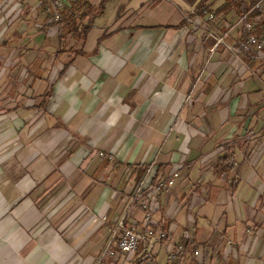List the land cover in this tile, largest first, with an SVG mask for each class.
<instances>
[{"label":"crops","instance_id":"0c3cea01","mask_svg":"<svg viewBox=\"0 0 264 264\" xmlns=\"http://www.w3.org/2000/svg\"><path fill=\"white\" fill-rule=\"evenodd\" d=\"M113 1L83 41L65 47L79 54L58 55V27L46 22L55 57L35 44L13 59L32 103L0 108L16 130L0 150V264H139V252H104L119 220H143L141 200L169 229L157 264L187 240L195 264H264V52L236 60L220 45L211 54L188 22L199 16L235 45L233 4L207 20L201 0H144L126 8L133 22L119 25L125 11L97 26ZM151 2L164 3L163 23L141 21ZM95 29L103 33L91 39Z\"/></svg>","mask_w":264,"mask_h":264},{"label":"rangeland","instance_id":"374dc122","mask_svg":"<svg viewBox=\"0 0 264 264\" xmlns=\"http://www.w3.org/2000/svg\"><path fill=\"white\" fill-rule=\"evenodd\" d=\"M55 2L62 5L61 0H0V108L11 109L19 104L28 106L32 103L28 99V95H26L29 94V91L25 70L22 66L14 64L13 59L18 54L22 55L31 46L34 47L35 44H42V48L45 49V53L43 52L44 50L41 51V57H55L54 50L56 46L52 45V43L55 41L56 36H52L51 31L47 30L45 26L46 22H49V24L51 22L48 10H52V5ZM138 2L141 3L144 0H114L113 7L103 18L96 22L97 26H112L113 22L118 19L117 14L122 15L125 11L127 12V7H130V5L135 6ZM152 4L153 2L148 3L139 12L144 17L141 21L153 24L163 23L164 20L160 10L164 3L154 8H152ZM165 4L168 5V3ZM131 14L132 11H128L126 16L121 19L119 25L133 22L135 17H129ZM147 16L148 18H146ZM29 22L33 24H29ZM51 26L56 25L51 24ZM102 33L99 32V29H95V32L90 34V38L101 36ZM75 41L70 37L61 39L59 51ZM43 67L45 71L51 73L56 65L52 66L49 61L43 64ZM14 93L20 94L21 97L14 95ZM12 121V116L10 118H0V134L2 133L4 137V145L0 150L4 152L13 145V138L16 137V130L12 128Z\"/></svg>","mask_w":264,"mask_h":264},{"label":"built area","instance_id":"2783aa9c","mask_svg":"<svg viewBox=\"0 0 264 264\" xmlns=\"http://www.w3.org/2000/svg\"><path fill=\"white\" fill-rule=\"evenodd\" d=\"M246 1H248L246 3ZM231 2L240 12L232 28L239 27L241 35L235 45L226 44L223 36L213 34L202 18L194 16L188 22L202 31V42L207 50L212 54L220 46L225 49L236 60L243 56L254 57L264 52V0H218L209 8H204L207 20L214 19V11L221 4ZM62 5L55 2L50 12L51 20L58 21L60 18L59 9ZM102 155V154H100ZM177 173L169 178L159 181L154 188V193L158 194L163 190L171 188ZM143 181L136 189L135 197L142 198ZM140 208L144 212L141 222H129L124 217L118 221L113 233V241L106 248L104 255L116 257L118 255H134L139 252L141 255L139 264H157L155 258V248L164 243L169 237L167 226L161 227L154 219L150 209V204L146 200H141ZM198 251L194 247H186L184 244H177L169 249L166 264H195L198 258Z\"/></svg>","mask_w":264,"mask_h":264},{"label":"trees","instance_id":"16d2710c","mask_svg":"<svg viewBox=\"0 0 264 264\" xmlns=\"http://www.w3.org/2000/svg\"><path fill=\"white\" fill-rule=\"evenodd\" d=\"M62 6L59 9L60 18L57 22L53 19L50 24H55L58 27V40L66 39L68 37L80 42L83 41L89 31L92 29L93 21L100 16L104 11V5L109 0H101L98 4H94L93 0H61ZM228 4H231L229 2ZM204 1L201 0L197 6L198 10H204ZM46 11V10H45ZM264 22V20H263ZM71 55H77L80 51L70 47L67 49ZM65 47L57 51L58 55L65 53ZM137 177V180L142 175ZM186 247H191L192 243L189 240L184 242Z\"/></svg>","mask_w":264,"mask_h":264}]
</instances>
